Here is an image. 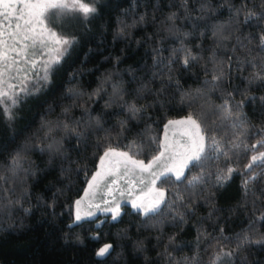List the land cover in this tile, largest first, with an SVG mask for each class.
Returning <instances> with one entry per match:
<instances>
[{"label": "trees", "instance_id": "trees-1", "mask_svg": "<svg viewBox=\"0 0 264 264\" xmlns=\"http://www.w3.org/2000/svg\"><path fill=\"white\" fill-rule=\"evenodd\" d=\"M95 7L87 20L79 11L44 15L49 30L78 40L47 83H37L43 69L30 61L4 71V91H18L26 74L39 91L11 120L0 104V264H213L222 251L234 254L220 264H264V245L243 243L264 238V160L247 173L259 174L251 192L242 188L245 165L264 153V0H98ZM16 43L0 40V49ZM14 57L5 52L4 63ZM186 57L195 59L185 66ZM130 105L143 111L134 116ZM189 115L231 159L206 160L183 182H158L167 203L156 214L123 204L117 220L98 214L72 225L73 203L106 148L129 151L135 142L145 150L133 157L148 161L164 123ZM233 143L242 145L238 154ZM18 152L27 171L13 177ZM229 167L231 178L218 182ZM106 243L110 254L98 258Z\"/></svg>", "mask_w": 264, "mask_h": 264}, {"label": "snow or ice", "instance_id": "snow-or-ice-1", "mask_svg": "<svg viewBox=\"0 0 264 264\" xmlns=\"http://www.w3.org/2000/svg\"><path fill=\"white\" fill-rule=\"evenodd\" d=\"M13 0H0V5L11 3ZM15 2L23 3L29 9V16L34 17L35 20L39 23L42 22L41 18L44 16V13L49 9H61L66 12L71 11H79L83 14L85 20L92 17L96 12L97 8L95 4L98 0H89V3H80L79 0H73L74 5L79 3V8L73 6L72 8L68 7V4L65 0H15ZM43 6V7H41ZM3 13H0L2 16ZM257 13L250 12L249 19L255 17ZM264 15V13H261ZM23 16L15 17V19H22ZM31 19L24 21V26L27 28L29 24H31ZM10 26V24H9ZM4 27V20L0 19V29ZM16 27L19 29L21 27L20 24H17ZM55 27V25H53ZM63 27V24H61ZM2 34V32H0ZM50 36L53 39L48 41L41 40L40 43L44 45L48 49L47 55L49 59L44 61L43 63V74L40 73L35 74V80L38 82L43 81L47 83L49 79V73L53 70L55 65H58L61 60L70 54L73 47L78 43L76 36L74 35H64L58 34L56 32H51ZM24 39L27 40L29 37L27 35L24 36ZM261 42L264 44V36L261 37ZM35 46V41L33 47ZM29 52L28 46L25 45V55L27 56ZM54 53V55H53ZM19 55V53H17ZM31 55H45L42 50L36 49L35 51H31ZM195 57H186L184 60L185 66H187L190 60H194ZM5 61V53L0 51V104H7L8 106L4 108V112L9 120L12 119L13 109H15L22 99L26 96L34 94L32 89L35 88L36 91H39V88L36 87L35 84H32L33 77L25 75L24 79L21 80L19 90L17 91L16 85H9L12 89L11 93L4 91V71L10 70L12 65H16L19 63L15 59L12 60V65H6ZM33 67H35V61H32ZM19 71V69H18ZM223 73L220 75H214L212 77L213 82L218 81L222 78ZM264 79V78H262ZM31 84V87L29 86ZM118 91V90H117ZM99 94V91L96 93ZM109 106V105H106ZM240 105H238L239 107ZM129 111L135 116L136 113L143 111L142 108H137L135 105L129 106ZM225 113L226 115L230 116L231 112L228 110L227 106H225ZM187 121L191 123V125L196 129L194 133H185L188 136L191 143H181L179 145H165L161 143V151L157 154L152 156L150 160L145 163L144 160H137L133 159L134 155H138L142 153L145 149L143 146L137 145L135 142L127 145L129 151L127 152H117V150L111 146L105 149L104 154L100 156L99 163L97 164V171L92 174V177L88 180V187L85 189V193L87 194L93 188L98 187L97 181L102 178L103 176H111L112 170L108 168L104 169L106 158L110 155L112 156H120L123 157V160L116 161V166L119 168L121 164H123L124 169V176L129 175V173H134L136 169H139L141 176L147 173L149 177H151L150 183L152 185H156L159 183H165L172 181V177H175L176 182H183L186 179V172L190 171L193 167H204V162L209 159H218L219 156L225 157V159H231V156L228 151L224 150V145L222 140H218L215 136L208 137L206 135H202L201 133L204 132V129L201 128L200 123L197 122L196 119L193 118L192 115H189ZM183 121H172L169 120L167 124L164 125L165 130L169 128L170 125L180 124ZM123 124V122H122ZM67 128V125H64ZM81 133H77V136H81ZM14 139V138H13ZM154 142V141H152ZM258 143L264 144V141H259ZM58 142H54L53 144H49L47 147L49 149L54 148ZM26 147V146H25ZM242 145L240 143H233L232 149L233 154H238L235 152L236 149H240ZM252 148H255L256 145H252ZM244 150L247 151V146H243ZM175 149V151H173ZM43 151V149H41ZM171 153V154H166ZM23 160L24 157L22 156L21 152H18L16 156L12 159V164L9 169L13 177H15L18 171H27L23 169ZM258 160H264V153H261L259 157L253 156L249 164L245 165V172L244 174L247 176V173L252 171L253 165ZM129 164L132 166L129 168ZM236 169L229 167L227 169V175L217 174L216 178L218 182L226 181L231 178L233 172ZM204 176V172H201L200 175L193 176L191 180L188 181L189 186L194 185L198 182H201ZM259 178L258 173H253L251 176H247V178L243 181L242 188L244 189L245 193L251 192V188L249 187L250 184L256 182ZM3 179V177H0ZM113 184H116L117 181L113 180ZM140 184H145V180L141 178L139 180ZM111 187V186H109ZM159 193L158 198L154 199L151 204L147 207H143V205L137 204L136 202H132V207L134 210H142L145 216L156 214L161 210V206L167 203V198L165 196L164 189H156ZM178 200H182V196L177 197ZM84 197L74 201L73 208H74V219L72 220V225H80L83 221L90 219L95 215L94 212L88 211L87 213L81 214L80 206ZM107 203V202H106ZM116 204L114 208L108 207L102 209V211L111 213L112 219L117 220L121 215V207L122 205L118 201H113ZM99 210V205L96 206ZM264 221V217L261 218ZM70 225L69 227H71ZM97 239V237H94ZM243 243H255L264 245V238H261L256 241H250L247 236L243 237ZM112 250L111 244H104L96 251V256L98 258H102L110 254ZM234 253L232 252H220L213 261V264H220L223 258L232 256Z\"/></svg>", "mask_w": 264, "mask_h": 264}, {"label": "rangeland", "instance_id": "rangeland-1", "mask_svg": "<svg viewBox=\"0 0 264 264\" xmlns=\"http://www.w3.org/2000/svg\"><path fill=\"white\" fill-rule=\"evenodd\" d=\"M65 2L68 4L69 8H72L73 6H75L76 8H79V3H76L74 5L73 0H65ZM79 2L83 3L80 0H79ZM41 7H43V6H41ZM50 10L52 11L54 9H49V11ZM0 13H3V17H0V19H3L4 23H5L4 27L2 29H0V32H2V34H0V40H6V39L9 40L10 39V40H13L14 42H18V43H16L17 47H14V45H13L12 49H10V47H9L7 49H4L3 52L4 53L8 52V53L14 54L17 57L16 60L19 61V63L16 65H12V60H11L10 63H8L7 65H12L11 66L12 69L17 68V69L21 70L25 63H28L30 61V64L32 65V61L34 60L35 61V67H33L34 70L43 69V63H44V61L49 59V56L47 55L48 49L46 47H44V45L42 43H40V41L41 40L48 41L50 39H53V37L50 36V33L52 31L44 26L43 17L41 18L42 22L38 23L34 17L29 16L28 7L26 5H24L23 3L15 2V0H13V2H11V3H6L3 5H0ZM46 14H47V11L44 13V15H46ZM21 15L23 16L22 19H15V17H19ZM29 19H31L32 22H31V24H29L27 26V28H25L24 21L29 20ZM9 24H10V26H9ZM17 24L21 25V27L19 29L16 27ZM25 35H27L29 37V39L25 40L24 39ZM34 41H35V46L33 47ZM25 45L28 46V49H29L28 54L30 56L21 58V56H23V54L25 52ZM36 49L42 50L45 53V55H35V56L31 55V51H35ZM0 51H2V48L0 49ZM17 53H19V55H17ZM53 55H54V53H53ZM187 117L188 116L181 117V118H175V119H169L172 121H183V123L170 125L169 128L167 129V131L165 130V128L163 126L160 145H161V143H164L165 145H170V144L179 145L181 143H191V141L189 140L188 136L185 135V133H194L196 131V129L191 125L190 122L187 121V119H186ZM169 120H167L164 123V125L167 124ZM159 150L160 151L162 150L161 147L159 148ZM122 151H124V150H122ZM173 151H175V149H173ZM125 152H127V151H125ZM166 154H171V153H166ZM112 158L115 159V157H112ZM98 163H99V159L97 161V164ZM97 164H96V168H95L96 170L93 173H95L97 171ZM131 167L132 166L129 165V168H131ZM118 171L121 173V175L114 174ZM112 173H113V175H112L113 177L106 176L105 179L100 178L97 181L99 186L96 188H93L92 190H90L86 194L85 189L88 187V181H87L81 195L77 199H75V201L80 199L81 197H84L82 205L86 206L88 211L92 210V205H93L92 202H93V200L98 198V194L100 191L106 189L109 186H111V187H109L110 189H112V190L115 189V187H116L115 184L111 183L109 186L107 185L109 180H111V179H114L115 181H117L119 186H121L122 188H124V187L128 188L130 185V182H131L130 180H132L135 184L134 188H133V185H130V189L132 190V192L137 191L138 189L140 190V189L149 187L151 185V183H150L151 177H149L147 173L143 174V176L145 177V184L142 185L138 182L139 180H137V178L141 176V173L138 169H136L134 171V173H129V175L124 176L123 164H121L119 166V168L113 169ZM104 185H106V186H104ZM114 196H115L114 201H116L121 196L129 197V194L126 191H120V190L115 191L114 190ZM114 204L115 203H112L109 207L114 208V206H113ZM74 211L75 210L73 208L72 220L74 219ZM141 212H142V210H141ZM106 244H108V243H106ZM102 246H100V247H102Z\"/></svg>", "mask_w": 264, "mask_h": 264}, {"label": "crops", "instance_id": "crops-1", "mask_svg": "<svg viewBox=\"0 0 264 264\" xmlns=\"http://www.w3.org/2000/svg\"><path fill=\"white\" fill-rule=\"evenodd\" d=\"M116 150H117V152H125V151H122V150H119V149H116ZM159 152H160V150L157 151V153L155 155H157ZM103 154H104V152L101 154V156ZM112 157H115V159L112 158ZM133 159H136V158H133ZM118 160H123V157L110 155L108 158H106L105 165H104V170H106L108 168H111V170L113 172V169L117 168L116 161H118ZM145 163H147V161H145ZM95 170L96 169H94V171ZM93 172H92V174H93ZM92 174H91L90 177H92ZM114 174L121 175V173L119 171L116 172V173H114ZM112 175L110 177H113ZM106 176H103L102 179H105ZM141 178H143L145 180V177L144 176L143 177L142 176L138 177L137 180H140ZM113 180L114 179L109 180V182H108L107 185L109 186L112 183ZM130 181H131L130 182V185H133V188H134L135 187L134 182L132 180H130ZM130 185H129L128 188L127 187L122 188L121 186H119L118 182L115 184V186H116L115 189H114L115 191H117V190L126 191L129 194V197H127V196H121V197H119L116 200L121 205L127 204L130 207H132V202H136L137 204L143 205V207H147L149 204H151L153 202L154 199L158 198L159 193L156 191V189H162L157 184L155 186L151 184L149 187H146V188H143V189H140V190L138 189L137 191H133L132 192V190L130 189ZM104 186H106V185H104ZM114 190H112L109 187H107L106 189H104V190H102V191L99 192L98 198H96L95 200H93V202H92V204H93L92 205V210H90V211H92V212L95 213L94 216H96L98 214H107L110 218H112L111 213L104 212V211H102V209L108 208L113 203L114 198H115V196H114ZM97 205H99V210L96 207ZM113 206L115 207L116 204H114ZM80 211H81V214H84V213H87L88 212L86 206H84L82 204L80 206ZM72 216H73V214H72Z\"/></svg>", "mask_w": 264, "mask_h": 264}]
</instances>
